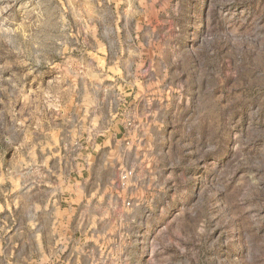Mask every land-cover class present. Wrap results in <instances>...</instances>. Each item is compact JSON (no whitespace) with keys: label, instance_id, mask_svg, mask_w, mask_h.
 <instances>
[{"label":"rangeland","instance_id":"374dc122","mask_svg":"<svg viewBox=\"0 0 264 264\" xmlns=\"http://www.w3.org/2000/svg\"><path fill=\"white\" fill-rule=\"evenodd\" d=\"M0 264H264V0H0Z\"/></svg>","mask_w":264,"mask_h":264},{"label":"crops","instance_id":"0c3cea01","mask_svg":"<svg viewBox=\"0 0 264 264\" xmlns=\"http://www.w3.org/2000/svg\"><path fill=\"white\" fill-rule=\"evenodd\" d=\"M141 93L142 92L140 91L139 95ZM140 102H141V99L138 100V103H140ZM136 106L138 108V113L136 112V118H138V126L136 129L133 130V137H136V135H140L138 133V130H140V128L144 129L146 127V125L149 126V128H150L151 122H152V120L149 122V116L148 115H144V114L140 113L141 110H140L139 105L137 104ZM146 132H148V131H146ZM123 137H126V133H123ZM78 177H83V173L81 172ZM104 185H105V183H101L100 188L96 189V188H94L95 185L93 184L92 181H81V180L79 181V180H77V178H73L72 184L69 185L68 197L67 198L66 197L64 198V196L61 197V199H63V200L66 199V201L69 203L68 207H65L64 209L65 210L68 209L67 212H69V213H73V214L77 213V211L81 208V206L79 205L80 204L79 202H82L84 199L94 198L96 196L101 197L100 196L101 194L98 193L97 191L99 189L100 190L105 189V188H103ZM96 186H98V185H96ZM76 204H78V205H76ZM74 205H76V206H74ZM64 212H66V211H64Z\"/></svg>","mask_w":264,"mask_h":264},{"label":"built area","instance_id":"2783aa9c","mask_svg":"<svg viewBox=\"0 0 264 264\" xmlns=\"http://www.w3.org/2000/svg\"><path fill=\"white\" fill-rule=\"evenodd\" d=\"M130 175H132V171H123L121 174L122 181L125 182L130 177Z\"/></svg>","mask_w":264,"mask_h":264}]
</instances>
